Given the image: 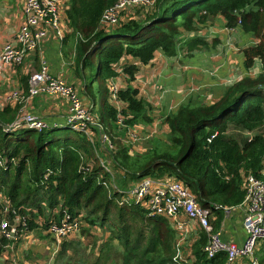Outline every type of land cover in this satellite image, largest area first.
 I'll list each match as a JSON object with an SVG mask.
<instances>
[{"label": "trees", "instance_id": "16d2710c", "mask_svg": "<svg viewBox=\"0 0 264 264\" xmlns=\"http://www.w3.org/2000/svg\"><path fill=\"white\" fill-rule=\"evenodd\" d=\"M116 2L67 0L64 9L69 35L76 39L74 56L80 79L89 85L94 78L103 85L120 75L128 79L127 86L115 93L120 109L109 102L111 93L104 89L107 100L97 122L101 127L106 122L102 132L111 148L90 142L68 127L42 132L16 127L18 108L3 106L0 195L25 218L27 233L45 232L65 215L71 219L85 215V226L107 230L109 237L92 264H227L224 252L207 256L204 250L210 234L203 229H196L177 246L183 235L175 220L149 215L140 204L126 202V194L142 178L171 176L190 191L199 207L210 211L209 218H217L211 226L215 233L223 210L243 202L246 176H262L264 0H156L148 12L136 9L126 16L121 12L115 26H101L103 12ZM210 19H222L227 31L240 29L255 39L254 45L242 50V67L250 72L258 60L261 71L237 79L213 104L189 99L178 105L163 120L168 129L166 141L153 139L144 154L132 156L128 130L152 123L151 106L129 86L138 71L135 63L145 66L157 52L175 58L182 49L192 56L208 47L207 36L197 33ZM216 43L217 39L211 46ZM93 65L96 70L91 74ZM234 130L253 136L243 140ZM55 132L65 135L51 136ZM102 161L110 163L113 171H106ZM4 207L0 203V220ZM87 231L84 228L82 233ZM19 236L12 243L0 240V264H9L1 261L2 255L7 244L20 242L23 236ZM67 239L60 244L54 264H90L92 254L83 256L79 240ZM178 253L184 259H174ZM252 257L264 264V241ZM240 260L253 264L251 259Z\"/></svg>", "mask_w": 264, "mask_h": 264}, {"label": "built area", "instance_id": "2783aa9c", "mask_svg": "<svg viewBox=\"0 0 264 264\" xmlns=\"http://www.w3.org/2000/svg\"><path fill=\"white\" fill-rule=\"evenodd\" d=\"M63 1L25 0L22 12L23 24L12 40L0 49V66H19L28 53L38 48L41 40L50 31L55 32L60 38L62 37L61 32L63 33L64 30L67 34H70L68 27L64 26L62 28L60 21V10ZM155 2L156 0H117L114 6L103 12L100 25L113 27L119 21L121 12H124L125 16L127 13H133L136 9L148 12L153 8ZM117 90L111 86L109 93H111V103L117 109H120L122 105L115 101ZM28 93L32 97L49 95L65 99L69 106V115L66 118L67 127L85 135L90 142H92L90 138L91 128L101 129L98 122L91 117L89 111L82 105L73 86L51 75L44 63L37 72L29 76ZM22 99L21 91L18 88H13L7 93L5 102L20 104ZM15 124L16 127L36 132L48 129L47 124L43 121L29 115H18ZM118 124L119 126L122 125L121 118H119ZM128 135L130 138L134 137L133 129L128 130ZM102 141L107 147L111 148V143L105 135ZM2 164L0 160V166ZM261 175V177H256L248 174L244 181V199L237 207L244 214L242 225L246 237L240 245L233 242H223L218 234L212 233L209 222L210 211L199 207L190 191L180 181L171 176L158 179L150 177L140 179L127 192L126 202L140 204L149 215L163 216L175 220L176 227L181 234L182 232L187 234L188 228L187 225L178 222L180 216H183L187 221L195 222L199 228L210 234L208 245L204 250L209 258L217 252H224L227 257V264H233L241 258H251L252 263L257 264V260L252 256L259 243L264 241V173ZM0 203H5L3 216L0 220V240L4 239L8 243L16 242L20 238L21 232L27 230L26 220L19 216L4 200H0ZM215 209H218V207H215ZM226 210L228 209H224V211ZM84 218L85 215L73 219L65 215L60 223L51 224L45 233L59 244L79 231V228L84 225ZM19 227L22 230H18ZM183 240L184 237L182 236L177 246ZM9 246L11 245L7 244L6 248ZM183 255L178 253L174 259L182 260L184 259Z\"/></svg>", "mask_w": 264, "mask_h": 264}, {"label": "crops", "instance_id": "0c3cea01", "mask_svg": "<svg viewBox=\"0 0 264 264\" xmlns=\"http://www.w3.org/2000/svg\"><path fill=\"white\" fill-rule=\"evenodd\" d=\"M66 2L67 0H64L62 2L60 10V21L62 28H64V26H67V19L64 12V9H66ZM24 3L25 0H0V49L12 40L20 26L23 24L22 12ZM220 22L223 23L221 26L223 29L224 22L222 19L220 20ZM224 31L225 34H227V29H225ZM61 34L62 37L60 38L55 32H48L46 36L41 40L38 48L28 53L19 66H0V108L6 105L12 108L17 107V115H29L40 119L45 124H47L48 129L46 130L67 128L66 118L69 115V106L66 100L63 98H57L49 95H39L37 97L29 96V76L32 73L37 72L43 63L47 65L51 75L58 77L65 83L73 86L82 105L88 108L91 117H93L95 121H99L100 119V115L96 112L95 109L96 103L94 99V91L92 90L93 85L85 84V82L82 81L78 76V69L74 56L76 39L70 37V35L67 34L65 30L63 31V33L61 32ZM249 40L250 39H247V45L252 46L255 43V40ZM239 52L240 55L237 56L241 57L242 65L243 55L242 51L239 50ZM174 60L175 59H167L162 56V54H159L157 52L155 53L153 60L149 64L141 66L137 62L135 63L138 65V71L135 75V79L130 83L129 86L138 90L137 97L139 99H143L151 107H154V104H156V102H154V94L150 92V89H162V84H165V81L168 80V76L165 77L167 72L161 70L159 71L157 67L158 64L155 65L154 62H161L159 64V68H164L166 66V63L164 61L169 62V65L171 64L172 66H174ZM125 61L131 62L130 59H127ZM122 64H125L124 61L120 65ZM196 71L197 73L202 75L201 69H197ZM260 71L261 70H259V72ZM176 72L177 71H174L172 74L174 75ZM115 84L119 85L118 77L106 83V85H104V89L106 91H109V89H111V86H114ZM126 86L123 85L122 87L124 88ZM13 88H18L23 95V99L21 100L20 104L5 102L7 93ZM163 90H165L164 87ZM198 90L199 92H197ZM216 91H221L223 94L224 89L221 90L220 87L215 89L214 84H210L208 87L205 85H201L200 88L196 90V93H205L206 95L211 93L212 95H214V98H216ZM194 93L195 92H190V94L186 96H175L174 104L180 105L182 103H185L188 97L191 98L192 96H195ZM104 95L106 96L105 92ZM109 102H111V98ZM175 107H172L171 105L168 106V109L171 110ZM102 127L100 130L97 128H91L90 138L93 143H98L101 146H106L105 143H102V138L104 137ZM233 133L239 135L243 140H249L253 136V133L244 131L242 132L240 130H234ZM0 200H4L1 195ZM243 216V211L238 207H233L226 211L223 210V220L219 224L218 229L215 231V233L219 235L220 239L223 242H233L238 245L243 243L246 237V233L242 225ZM216 219V217H213L211 215V217L209 218L211 226H213V223L216 222ZM185 221V219L178 218V222L180 224H185ZM185 225H188L186 226L188 228V233L186 234L182 232L184 239L191 237L195 230L199 228L195 222L189 221L188 224ZM82 227V232L84 228L88 229V231L84 233L80 232L79 234L75 233L67 240H75L77 238L82 248L81 252L84 253V256H90L87 254H92V257L90 256V264H92V262L100 253V249L109 235L107 233V230L94 227L90 228L85 225H83ZM20 235H22L23 237H21L18 244H11V246L5 248V252L3 253L1 258L2 262H9V264H54L55 256L60 249V244L63 241L58 244L50 235H47L40 229L33 230L32 232L29 231L28 233L26 231L21 232ZM260 246L261 243L257 246L255 251H257ZM43 253H45V256L41 257V254ZM239 260L240 259L236 260L233 264H241V260Z\"/></svg>", "mask_w": 264, "mask_h": 264}, {"label": "rangeland", "instance_id": "374dc122", "mask_svg": "<svg viewBox=\"0 0 264 264\" xmlns=\"http://www.w3.org/2000/svg\"><path fill=\"white\" fill-rule=\"evenodd\" d=\"M220 20L221 19H210L206 23L205 27L197 33L198 36H207V42L209 43L208 47L203 49L199 48L192 56L187 55L186 49L176 52L175 58H168L162 54V56L167 59H175L173 61L174 66L171 64L169 65V62L164 61L166 66L164 68H159V64L161 62H154L155 65L158 64L157 67L159 71L161 70L167 72L165 77L168 76V80L165 81V84L161 83L162 89H150V92L154 94V102H156L154 107H151L152 112L150 117L152 119V123L149 125H136L135 130L133 129L135 133L134 137H128L131 149L130 153L132 156L144 154L146 150L150 148V143L153 139H159L163 142L166 141L168 137V129L166 125L163 124V120L167 113L174 109L169 110L168 106H178L174 104L175 96H186L190 94V92H195V96L188 98L191 100H198L208 104H213L221 98L222 92L216 91L217 99L214 98V95L211 93L208 95L205 93L198 94L196 93V90L199 89L201 85L208 87L210 84H214L215 89L220 87L221 90H225L228 86H231L234 82H236L237 79H241L246 76L254 77L258 74L259 70H261V64L257 60L250 72H245L241 65V57L237 56L240 55L239 50L242 51L243 49L251 47V45H247V39L251 40L254 38H252V36L249 37L250 35L243 34L240 29H233L231 31H227V34H225V29H222L221 27L223 23L220 22ZM197 34H193L192 36ZM216 39L217 43L215 45L212 44L211 46V42ZM197 69L202 70V75L197 73ZM95 70L96 68L93 65L91 74H94ZM174 71L177 72L173 75L172 73ZM118 78L119 85L115 84L113 87L118 90L124 89L125 87L123 88L122 86L127 85V77L125 75H120ZM92 81L91 85H93L92 90L94 91V99L96 103L95 109L101 116L102 105L107 100L104 95V85L100 82V80H96L95 78ZM163 87L165 90H163ZM197 92H199V90ZM188 98L186 99V102L189 100ZM86 109L88 110V108ZM102 124L105 128L106 122H103ZM64 135V132L51 133V136L59 138H63ZM70 135L73 136L72 134ZM126 144H128V141ZM101 166L108 172L113 171L111 164L108 162L102 161ZM82 255L84 256V253H82ZM43 256H45V253L41 254V257Z\"/></svg>", "mask_w": 264, "mask_h": 264}]
</instances>
